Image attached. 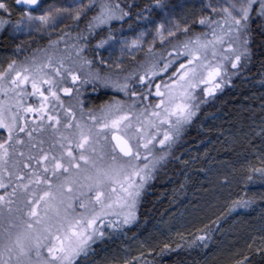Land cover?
I'll return each instance as SVG.
<instances>
[{
	"label": "snow or ice",
	"instance_id": "6c2138e0",
	"mask_svg": "<svg viewBox=\"0 0 264 264\" xmlns=\"http://www.w3.org/2000/svg\"><path fill=\"white\" fill-rule=\"evenodd\" d=\"M177 7L168 0H152L151 5H145L149 11L159 10L160 13L159 21L146 17L155 32L149 42V53L157 38L161 45L167 43L171 52L162 66L152 62L151 70L139 75L138 83L144 92H138L130 85V76L121 80L118 74L113 78L111 74L101 76L99 72H90L82 80L74 67L92 63L82 55L87 46L79 43L87 40L84 32L91 34L108 26L111 33L112 21L129 15L119 3L77 0L72 7L49 6L41 10V0H0V28L14 23L17 31L25 28L43 31L55 29L64 19L73 21L77 28L85 24V29L77 34V42L65 44L71 49L66 54L53 53L39 64L17 65L11 60L0 70V93L4 97L0 99V129L7 133L0 136V189H3L0 193V264H77V258L86 256L91 244L105 235V224L119 228L132 223L146 183L153 178L157 163L167 154L157 155L155 144L171 146L182 125L191 122L196 114L198 105L192 103L196 99L195 89L205 85L203 92L209 95L221 87L225 82L223 62L226 60L236 68L249 52L248 29L252 14L264 18V0H227L219 10L209 4L207 7L219 19L202 15L198 23L215 25L211 29L212 39H201L198 35L195 39L187 37L181 41L178 33L183 28L187 34L190 28L187 23L182 26L174 22ZM37 10H41V14L36 15ZM13 12H18V20L11 19ZM144 34L143 31L138 33L130 44L125 41V46H140ZM108 39L114 37L109 34ZM104 43L106 40L102 39L98 46ZM172 52L176 53V58L184 57L178 67L173 64ZM170 67L173 71L168 81L155 83L153 77L157 72L166 73ZM65 76H70L73 84L98 81L125 96L142 100L154 96L155 99L139 110L136 100L130 104L116 100L101 106L98 112L89 109L87 121L91 123L77 119L73 108L66 107L62 121L59 113L53 114L55 106L50 109L49 104L52 98L63 108L58 92H73L72 88L61 86ZM26 84L31 85V95L41 98L38 106L23 103L24 96L29 95L22 87ZM76 91L79 96V89ZM27 113L35 114L34 119L40 123L29 126ZM61 128L71 131L65 133ZM42 129H52L53 135L58 137L52 140L49 150L42 147L44 140L41 139L38 153H30L25 161L15 160L17 152L21 157L25 155L16 147L25 143L20 134L24 133L30 147L36 148L37 144L32 143L33 132ZM21 165L33 168L32 172L20 171ZM254 171L264 176V168ZM246 203L236 201L232 207L246 206ZM77 207L83 211L77 212ZM205 238L206 234L197 237L200 241Z\"/></svg>",
	"mask_w": 264,
	"mask_h": 264
},
{
	"label": "trees",
	"instance_id": "16d2710c",
	"mask_svg": "<svg viewBox=\"0 0 264 264\" xmlns=\"http://www.w3.org/2000/svg\"><path fill=\"white\" fill-rule=\"evenodd\" d=\"M113 2L119 3L129 15L123 20L112 21L111 29L127 23L145 12L147 10L145 5L152 4V0H113ZM69 24L73 26L66 27L56 36L45 37L38 42L46 44L49 41L57 42L64 31L85 29L84 23H81L79 28L75 27L74 23ZM213 27L215 25L200 29L192 25L187 34L183 32L178 36L181 41L187 37L195 39L198 35L201 39L210 40ZM108 30L109 27L104 26L91 33L83 43L87 46L82 54L87 58L90 57L93 42L100 33ZM248 31L249 52L242 57L236 68H232L231 63L226 60L223 62L225 71L222 75L225 82L221 87L209 95L203 92L205 85L196 88L194 91L196 99L192 103L198 107L195 109L196 114L191 122L182 125L179 136L174 138L170 147L167 144L163 146L159 143L155 144L157 155L167 154L157 163L153 178L146 183L136 205V219L133 224L126 226L123 240L108 242L102 237L91 244L88 251L91 255L86 260L81 255L77 258V262H82L83 259L86 262H93L105 255L117 254L128 243L151 236L153 226L169 224L170 218L178 211L188 210V207L199 208L214 199L211 206L218 208L222 206L224 216L236 215L234 218L236 223L228 230L225 244L218 246L217 250L213 246L211 250H207L205 246L212 238L211 233L215 228V223L212 222L195 228L183 235L181 239L171 241L168 243V248H164L165 244L153 241L156 247L151 253H144L137 260L128 263L110 260L104 264H200L202 261H206L205 264H264V176L254 171L257 168H264V18L253 13ZM6 43L4 31L0 33V52L5 50ZM170 52L171 47L167 43L163 45L160 43L155 46L152 53L139 54L120 70L97 67L91 58H88L92 61L91 64H77L74 67L78 69L82 80L90 72H99L101 76L111 74L113 78H116L118 74L121 80L125 76H130V85L138 92H144L138 83L139 75L150 71L152 62L162 66L170 58ZM45 58L47 59V56H42L40 52L33 53L32 49H25L15 61L17 65L34 62L39 64L46 62ZM171 58L177 67L178 63L184 60L183 56L176 58L175 52H172ZM172 71L170 67L166 73L157 72V75L153 77L154 82L168 81ZM56 79L60 78L56 77ZM61 86L70 87L73 92L71 94L58 92L64 107H60L55 99L50 98L49 108L55 106L53 114L59 113L62 121L65 118L64 108L66 107L73 108L77 119L83 118L91 123L87 121L89 109L98 112L101 106L116 100L124 101L126 104L136 100V109L139 110L155 99L154 96L149 97L148 100L125 96L123 92L111 86L106 87L98 81L89 80L87 83L78 81L73 84L70 76H65ZM22 87L29 93L24 96L23 103L38 106L41 98L38 95H31V85L26 84ZM43 87L47 88V85ZM77 89H79V96H77ZM9 95L11 96L12 93ZM3 98V94L0 93V99ZM26 115L29 126L40 123L39 120L34 119L35 114L27 113ZM61 130L65 133L71 131L64 128ZM0 132L3 136L7 135L2 129ZM20 135L25 143L16 147L25 155L21 157L17 152L14 156L17 161H25L30 153L33 155L38 153L41 139L44 140L42 147L45 150H49L53 139H58L53 135L52 129L33 132L35 139L32 143H36L37 147L32 148L28 143V137L24 133ZM9 167H13L11 162ZM35 167L36 164L33 161V168ZM33 168H23L21 165L20 171L31 173ZM5 178L7 179V175ZM2 192L3 189H0V193ZM236 201L247 203L246 206L232 207ZM76 211L83 210L77 207ZM201 216L204 217V215ZM205 234L204 241L197 239L198 236ZM214 239V242L218 243L215 236ZM205 256H207L206 259Z\"/></svg>",
	"mask_w": 264,
	"mask_h": 264
},
{
	"label": "rangeland",
	"instance_id": "374dc122",
	"mask_svg": "<svg viewBox=\"0 0 264 264\" xmlns=\"http://www.w3.org/2000/svg\"><path fill=\"white\" fill-rule=\"evenodd\" d=\"M87 3L88 0H83ZM77 3V0H41V10H47L49 6L52 7H72ZM171 5H177L174 17V22H179L183 26L184 23L189 25H196L198 28H206L208 25H200L198 23L199 18L202 15H211L219 18L215 13H212L211 8L207 7L209 4L214 5L219 10L220 7L227 3V0H170L168 1ZM41 10H37L36 15L41 14ZM65 17L67 13L63 14ZM140 17V18H138ZM159 21L160 13L159 10L151 12L148 9L137 15L136 17L129 20L127 23L117 26L111 29V33L104 31L100 33V36L93 42L92 52L90 57L97 67H102L107 70H120L126 66L131 60L136 58L139 54L148 53L149 42L152 41L154 32V25L150 23L149 19ZM11 19L13 21L19 19L18 12H13ZM74 23L71 20L64 19L63 24H58L55 29L48 28L43 31H36L34 28H25L23 31H17L16 25L9 24L0 28V33L5 31L7 38L6 48L0 52V70H3L4 66L11 60H17L21 52L25 49H32L33 53L40 52L42 56H49L53 53L56 56H62L66 54L68 49L65 44L71 45L77 42V34L82 31H64L62 39L57 40V43H39L38 41L43 40L45 37L50 38L56 36L65 29L64 25ZM143 31L145 34L142 37V43L136 48H129L125 46V41L129 44L132 39H135L137 34ZM65 33H69L65 35ZM183 33V28L181 32ZM109 34L114 39H108ZM179 34V33H178ZM84 35L89 37V33L84 32ZM106 40L102 46H98L100 40ZM86 40H80L79 43L83 44ZM160 44L159 38L156 39L155 45L152 50ZM83 55V54H82ZM46 59V58H45ZM47 60V59H46ZM103 61V63H101ZM119 65V67H117ZM0 136H3L0 132ZM215 200L210 201L209 204H203L199 208L188 207V210L178 211L169 220V224L155 225L151 229V236L146 237L143 240H135L128 243L127 246L123 247L117 254H108L97 261L86 262V258L91 255L88 252L87 255H83L82 262L77 264H104L110 260L118 261L121 263H128L137 260L144 253H151L156 247L153 241H158L161 244H168L171 241L181 239L183 235L188 234L195 228H200L206 224L215 223L212 238L206 244V249L211 250L212 246L217 250V247L225 244V236L228 234V230L231 225H234V215L224 216V208L211 206ZM201 215H204L202 218ZM208 215V216H205ZM115 219V217H113ZM134 222V221H133ZM130 223V224H133ZM121 225L119 228H109L107 224L104 225L105 235L103 236L108 242H115L117 240H123L124 231L126 226ZM214 236L217 238L218 243L214 242ZM152 237V239H151ZM153 243V244H152ZM207 256L204 258L206 259ZM206 261H202L200 264H205Z\"/></svg>",
	"mask_w": 264,
	"mask_h": 264
}]
</instances>
